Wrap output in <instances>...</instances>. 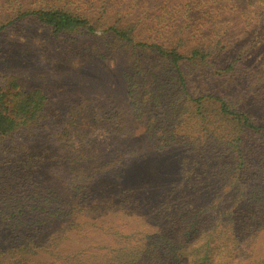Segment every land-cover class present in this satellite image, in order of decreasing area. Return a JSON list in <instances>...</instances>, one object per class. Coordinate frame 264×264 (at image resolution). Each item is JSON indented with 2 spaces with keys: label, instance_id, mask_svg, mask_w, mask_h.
<instances>
[{
  "label": "trees",
  "instance_id": "obj_1",
  "mask_svg": "<svg viewBox=\"0 0 264 264\" xmlns=\"http://www.w3.org/2000/svg\"><path fill=\"white\" fill-rule=\"evenodd\" d=\"M2 7L0 32L33 23L65 43L90 41L91 48L83 45L94 58L114 59L123 74L124 100L98 98L87 105L78 100L55 114L48 109L44 82L30 85L0 74V146L29 135L57 151L49 165L57 187L40 171L3 168L0 223L10 228L8 235L0 234V264H85L82 252L60 261L39 260L42 246L33 235L56 222L73 224L69 218L75 212L94 204L99 180L120 189L118 203L146 208L140 201L145 195L156 213L165 206L171 212L162 200L176 192L171 186L147 192L131 181L138 161L136 131L156 151L179 147L183 180L202 179L210 198L227 193L238 202L236 219L250 223L254 232L264 231V67L248 59L251 44L231 43L247 31L262 39L264 0H4ZM258 48H264L263 40ZM229 79L237 92L219 86ZM79 115L109 132L112 150L98 151L94 138H78V130L86 133ZM224 209L216 210L220 218L231 208ZM182 213L183 234L201 258L186 259L191 251L182 250L173 253V264H209L217 248L210 245L216 225L202 232L196 245L191 235L197 215Z\"/></svg>",
  "mask_w": 264,
  "mask_h": 264
},
{
  "label": "rangeland",
  "instance_id": "obj_2",
  "mask_svg": "<svg viewBox=\"0 0 264 264\" xmlns=\"http://www.w3.org/2000/svg\"><path fill=\"white\" fill-rule=\"evenodd\" d=\"M3 1L0 0V12L5 10ZM252 33H238L231 43L245 41L251 44L248 59L264 67V48L257 49L264 36L259 39L257 33L254 36ZM83 43L90 47L87 40L65 43L44 27L33 23L9 27L0 32V74L16 75L30 85L44 82L49 89L48 109L55 114L65 112L68 106L75 107L78 100L86 105L88 101L95 102L98 98H105L107 102L123 101L121 93L124 85L120 67L114 59L92 57L89 47L85 48ZM219 86L234 92L239 88L232 79L220 82ZM77 121L86 128V133L78 130L79 139L83 141L88 136L94 138L98 141V151L113 149L114 142L110 146L107 130L91 124L86 115H79ZM26 136L2 142L0 177L7 169L21 172L36 170V173L40 171L46 177L50 175L49 165L52 156L57 154L56 147L44 139ZM132 140L139 145L138 161L129 174L133 176L131 181L139 185V190L145 189L147 192L157 186L166 189L171 186L176 192L169 196L168 192L162 199L171 212L165 206L156 213V204L145 195L140 201L141 204L147 202L146 208L127 201L118 203L115 194L120 193V189L99 180L94 204L84 206L81 212H75L69 218L75 224H69L70 220L56 222L33 235L36 243L42 246L37 257L39 260L60 261L82 252L80 258L85 264H119L121 261L127 264H143L146 261L173 264V253L178 254L182 250L191 251L185 256L186 259L191 256L200 259L201 254L191 249L194 242H187L183 234L186 222L182 212L185 209L188 214L197 215L195 233L191 235L195 237L196 245L202 232L215 225L217 227L210 244L217 248L213 250L209 264H220L221 261V264H264V231L254 232L250 223L242 224L240 219H236L240 216L233 206L238 202L231 201L232 198L225 192L208 197L204 194L208 188L200 178L183 180L179 166L184 152L179 147L156 151L138 131ZM49 181L57 187L51 175ZM213 207H218L216 210L220 212L224 208L231 209H226L227 215L220 218ZM1 224L0 234L8 235L10 225L6 224V229ZM232 224H236V227L233 228ZM251 231L254 232L251 234L253 237L248 236ZM233 236L236 237L235 241L232 240ZM171 242H181L184 246L171 247ZM192 264H196V261Z\"/></svg>",
  "mask_w": 264,
  "mask_h": 264
}]
</instances>
